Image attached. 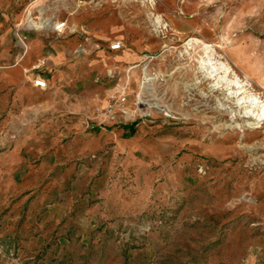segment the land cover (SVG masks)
<instances>
[{"label":"rangeland","instance_id":"obj_1","mask_svg":"<svg viewBox=\"0 0 264 264\" xmlns=\"http://www.w3.org/2000/svg\"><path fill=\"white\" fill-rule=\"evenodd\" d=\"M0 13L19 49L29 17L67 28L25 43L78 42L43 70L53 87L0 84V264H264V121L244 125L235 85L185 47L211 45L264 100V0H1Z\"/></svg>","mask_w":264,"mask_h":264},{"label":"crops","instance_id":"obj_2","mask_svg":"<svg viewBox=\"0 0 264 264\" xmlns=\"http://www.w3.org/2000/svg\"><path fill=\"white\" fill-rule=\"evenodd\" d=\"M0 14V84L5 87H14L19 95H24L26 92L31 94L35 92L41 93L42 89L34 86L32 83L33 74L28 73L26 70L35 61L41 58L47 59L45 69L53 68L54 59H56V61H63L66 57V52L77 48L78 42L76 35L57 38L53 40L51 46L49 47L42 38H39L35 35V33H33L27 43L23 41L25 47L20 42L21 48L19 49L18 46H13L9 43V41H7L10 30H12L11 21L3 13ZM90 29V33L94 37L102 38L108 35L106 30H98L94 27ZM82 31L89 33L85 28L82 29ZM62 34L63 33H59V35ZM26 49L29 51L26 52ZM50 50H54L56 54L54 55V58L51 56ZM126 53L120 54V59L130 60L132 58L131 53ZM42 76L46 79L47 85L50 88L57 82V80H54V76H45L43 71Z\"/></svg>","mask_w":264,"mask_h":264},{"label":"bare ground","instance_id":"obj_3","mask_svg":"<svg viewBox=\"0 0 264 264\" xmlns=\"http://www.w3.org/2000/svg\"><path fill=\"white\" fill-rule=\"evenodd\" d=\"M150 3H153V0H150ZM32 19V18H31ZM30 20V18L28 19ZM42 25L43 21L41 20ZM35 26L40 25L36 24V22H32ZM201 45V49L203 50V54L199 57L198 61L201 67L204 69V73L207 78H213V80H223L227 85H235L233 87H227L229 90L225 95L235 97V107H239L243 109L242 117H247L251 120L245 119L246 122L244 125H251L255 122L264 121V100H259V97L256 95H251L250 92L248 95L245 93L246 89L243 86L246 84L243 82L235 71L231 68L227 61H218V59L214 60V51L211 45L197 39L190 38L186 42V48H192L195 45ZM231 73V77L230 76ZM250 83V82H248ZM218 84V81L217 83ZM250 85V84H249ZM247 88V87H246ZM248 89V88H247ZM243 93V94H242ZM242 94L241 96H239ZM234 107V108H235ZM236 111V109L234 110ZM239 114V112H238ZM252 126V125H251ZM250 126V127H251Z\"/></svg>","mask_w":264,"mask_h":264},{"label":"built area","instance_id":"obj_4","mask_svg":"<svg viewBox=\"0 0 264 264\" xmlns=\"http://www.w3.org/2000/svg\"><path fill=\"white\" fill-rule=\"evenodd\" d=\"M30 19L33 17H29ZM40 20V19H39ZM37 20V21H39ZM43 21V25H40L39 27H35L33 25H31L29 23V20L26 22L27 25L25 24L24 27L17 25L15 27V35L17 36V38L21 41V43L24 46V40L26 39V35H24V31L27 29H33V30H38V29H46V30H50L53 31L57 34L59 33H63L64 30L67 28V19H61V20H56L53 21L50 18H44L41 19ZM25 47V46H24ZM122 48V43L120 40H115L114 42L109 44V49L110 50H120ZM47 65V59L46 58H41L38 59L37 61H35L26 71H34L32 72L33 74V79H32V83L34 86L38 87V88H46L47 87V82L46 79L42 76V71L45 69ZM145 77V76H144ZM150 80V77H145L144 80L141 81V84L144 86L148 85V82ZM125 95H121L118 99L117 102L119 104H123L125 101ZM125 109V108H123Z\"/></svg>","mask_w":264,"mask_h":264}]
</instances>
